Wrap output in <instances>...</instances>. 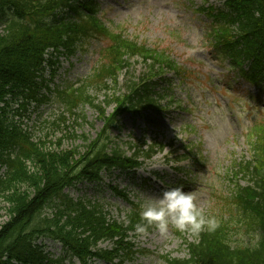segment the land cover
Instances as JSON below:
<instances>
[{"label":"trees","instance_id":"trees-1","mask_svg":"<svg viewBox=\"0 0 264 264\" xmlns=\"http://www.w3.org/2000/svg\"><path fill=\"white\" fill-rule=\"evenodd\" d=\"M208 14L212 21L206 35L220 59L264 87V0H225ZM0 27V164L6 166L0 197L9 215L0 224V264H66L43 252L35 242L42 236L60 241L65 254L79 264H90L92 259L110 263L117 259L124 264L134 253L127 237L140 220L139 209L126 214L130 221L126 226L123 220L110 218L100 204L74 199L64 189L86 181L98 184L102 173L135 169L142 165L140 158L150 160L164 149V144L143 140L136 147L130 144L135 149L128 155L111 129L119 127L124 112L162 111L172 88L163 79V71L176 70V64L164 51L111 30L94 0H0ZM92 36L107 39L101 51L106 61L80 87L63 91V101L69 110L89 103L104 126L95 139L84 135L82 147L47 148L40 138H32L15 114L25 109L26 101L38 100L42 64L53 55L71 54L80 39ZM135 57L146 69L138 76L133 70ZM123 72L125 80L110 94L107 81L113 79L116 85ZM90 87L104 90V98L92 97ZM14 103L19 107L12 110ZM110 105L113 113L105 111ZM248 140L250 157L237 162L232 173L246 178V185L237 183L235 190L221 197L224 203L215 217L219 227L214 232L191 234V240L177 232L188 252L182 259L164 256L169 264H264V125L255 126ZM238 215L259 234L251 245L232 244L230 223ZM106 240L110 247L99 248Z\"/></svg>","mask_w":264,"mask_h":264},{"label":"rangeland","instance_id":"rangeland-1","mask_svg":"<svg viewBox=\"0 0 264 264\" xmlns=\"http://www.w3.org/2000/svg\"><path fill=\"white\" fill-rule=\"evenodd\" d=\"M222 1L95 0L101 18L110 28L124 32L149 47L166 50L173 61L185 69L187 77L183 79L176 73L167 77L174 85L171 97L177 99L176 106L164 107L160 114L126 112L120 117L119 128H114L111 133L127 153L131 151L129 142L137 145L142 139L146 143L154 140L164 143L165 149L156 153L143 168L104 174L96 187L80 183L66 189L72 198H88L100 204L110 217L122 220L134 204L139 207L143 197L159 196L164 190L182 186L184 191L196 196V203L206 215L216 217L222 211L224 201L221 197L235 190L237 183L246 185V178H236L232 173L238 161L250 157V129L255 124L264 125V92L232 76L214 58L212 49L206 47V19L198 7L206 3L218 6ZM105 44L106 39L88 38L82 41L81 48L73 55L59 56L56 64L43 71L47 87L40 91L47 101H28L25 110L15 116L36 140L42 139L47 148L82 147L83 136L95 138L103 126L91 105L80 104L72 113L68 112L66 105L55 95V89L79 86L88 78L102 60L100 50ZM133 63L135 74H139L143 63L140 60ZM120 82L121 77H118L117 83ZM107 84L112 88L109 91L112 94L115 88L113 79L109 78ZM89 89L91 96L103 99L104 90L97 87ZM106 110L113 112L112 106H106ZM60 116L63 117L61 120ZM189 150L197 162L193 165L189 164L191 160L182 162L183 168L191 171L177 173L169 160H175ZM155 171L161 178H154L152 173ZM4 172L5 167L0 166V178L5 176ZM181 179L185 183L177 186ZM112 187L127 193L126 198L121 199ZM7 206L0 197V224L8 219ZM250 224L242 215L231 221L232 244L251 245L256 242L259 234ZM178 231L170 227L167 235H161L152 229L143 238L132 234V243L138 251L125 264H167L165 255L178 259L186 257L187 247L177 235ZM182 234L188 240L192 239L190 233ZM36 243L41 244L43 252L54 260L65 255L57 241L44 238ZM108 245L103 243L100 247ZM91 264L109 263L93 260ZM113 264H117L116 261Z\"/></svg>","mask_w":264,"mask_h":264},{"label":"clouds","instance_id":"clouds-1","mask_svg":"<svg viewBox=\"0 0 264 264\" xmlns=\"http://www.w3.org/2000/svg\"><path fill=\"white\" fill-rule=\"evenodd\" d=\"M196 196L186 192L183 187L164 190L159 196L143 197L139 201L140 220L133 226L134 234L143 238L154 229L161 235H167L170 227L192 235L214 232L219 221L214 216L206 215L204 209L196 203ZM127 226V216L122 218Z\"/></svg>","mask_w":264,"mask_h":264}]
</instances>
